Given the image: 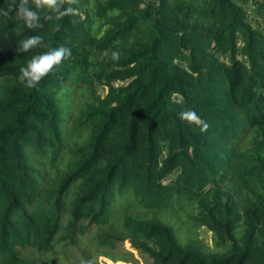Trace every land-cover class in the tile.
Here are the masks:
<instances>
[{"label":"trees","instance_id":"obj_1","mask_svg":"<svg viewBox=\"0 0 264 264\" xmlns=\"http://www.w3.org/2000/svg\"><path fill=\"white\" fill-rule=\"evenodd\" d=\"M67 7L33 30L0 15V264L129 262L123 244L144 264H264V0ZM31 35L71 49L36 88Z\"/></svg>","mask_w":264,"mask_h":264},{"label":"clouds","instance_id":"obj_2","mask_svg":"<svg viewBox=\"0 0 264 264\" xmlns=\"http://www.w3.org/2000/svg\"><path fill=\"white\" fill-rule=\"evenodd\" d=\"M31 2L34 8L29 7V0H19V3H16V0H11V2L6 3V7H0V15L7 17L9 13L14 12L17 19L23 20L26 28L33 30L42 27L40 24L41 15L37 10H46L48 14L44 18L48 21L59 20L65 16L77 14V10L72 7L64 8L61 11L62 0H31ZM63 2L72 5L78 3V0H63ZM57 29H59V25H57ZM38 47L46 48L47 50L32 56L27 64L20 68L19 79L28 88H36L45 76L71 55V49L63 45L52 48L39 35H31L22 39L19 42L18 51L27 53ZM111 59L118 61L120 53L113 51ZM180 119L196 124L202 132L207 131L209 127L208 123L202 120L194 110L182 111Z\"/></svg>","mask_w":264,"mask_h":264},{"label":"rangeland","instance_id":"obj_3","mask_svg":"<svg viewBox=\"0 0 264 264\" xmlns=\"http://www.w3.org/2000/svg\"><path fill=\"white\" fill-rule=\"evenodd\" d=\"M259 2H262V0H258ZM252 4L249 2L247 3L244 7H245V11H246V16H247V21L250 22L253 26L256 27H262V23L260 22V19L255 17L254 13L252 12ZM98 92L103 95L105 93V88L104 87H100L98 89ZM196 237L199 238L205 245L207 246H211V234L210 232L203 226L199 227L198 229H196ZM194 234V235H195ZM87 241L86 237L84 239H82L80 242L83 243ZM116 248L122 252L121 248L123 249H127L128 251H130L133 254V258L135 259L133 261V258L131 261L129 262H125L122 260H111L109 258H107L104 255H97L96 256V261L99 262L100 264H144L142 262L141 257L138 256L136 251L131 250V248L128 246V244H123V245H117ZM123 253V252H122ZM56 262L58 264H66L68 261L67 259H62V258H57Z\"/></svg>","mask_w":264,"mask_h":264}]
</instances>
